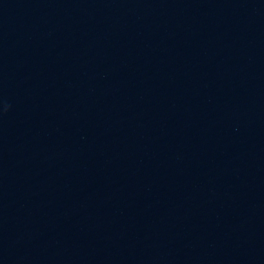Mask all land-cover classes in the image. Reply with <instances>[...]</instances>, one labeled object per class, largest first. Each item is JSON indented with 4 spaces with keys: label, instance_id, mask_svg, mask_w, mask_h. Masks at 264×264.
<instances>
[{
    "label": "water",
    "instance_id": "1",
    "mask_svg": "<svg viewBox=\"0 0 264 264\" xmlns=\"http://www.w3.org/2000/svg\"><path fill=\"white\" fill-rule=\"evenodd\" d=\"M0 264H264V0H0Z\"/></svg>",
    "mask_w": 264,
    "mask_h": 264
}]
</instances>
